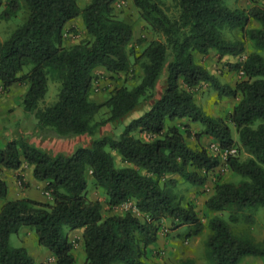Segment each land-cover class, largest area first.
Here are the masks:
<instances>
[{"label": "trees", "instance_id": "16d2710c", "mask_svg": "<svg viewBox=\"0 0 264 264\" xmlns=\"http://www.w3.org/2000/svg\"><path fill=\"white\" fill-rule=\"evenodd\" d=\"M25 1L29 7L26 22L0 41V86L27 84L24 108L35 113L39 133L57 137L88 133L94 142L90 148L77 145L70 155L52 154L24 136L0 147V169H19L24 161L33 165V176L46 182L53 197L52 202L8 198V182L0 176V264H39L25 246L10 243L11 235L24 226L34 229L38 243L55 255V264H74V242L64 225L70 230L83 228L86 259L82 264H158L144 257L165 217L193 226L191 235L209 228L206 247L211 264H238L246 255L264 258V244L235 234L222 217L213 216L205 224L192 204L184 205L166 187L178 181L167 179L173 174L202 185L207 173L220 164L219 157L204 145L187 142L185 132L190 135V125L176 123L187 119L202 124L195 133L197 139L208 135L221 148L237 147L248 154L244 159L228 157L230 168L244 179L217 183L207 207L230 211V218L237 221L246 209L264 206V54L253 50L230 64L231 69L243 72L234 85L222 83L195 55L214 49L221 56H238L246 51L247 39L264 48V4L252 0L249 7L232 8L226 0H176L178 13L172 16L158 0H132L148 26L164 37L152 38L139 53L129 48L134 26L115 12L117 0H90L84 7L79 0ZM3 4L5 0H0V7ZM6 5L11 17L20 9V0H7ZM80 15L88 37L66 45V26ZM254 21L259 25L251 26ZM225 26L240 28L241 38H225ZM132 56L133 64L142 68L140 81L113 87L102 102L93 100L95 68L128 72ZM165 69L162 97L118 135L99 136L101 126L123 119L155 96ZM49 73L60 81L58 98L40 107ZM203 82L211 83L221 96L238 97L226 118L211 115L197 103L196 88ZM103 108L106 114L97 119ZM114 151L122 164L116 163ZM88 173L105 191L109 210L132 201L143 218L132 209L105 215L102 202L88 195ZM179 264L196 262L183 258Z\"/></svg>", "mask_w": 264, "mask_h": 264}, {"label": "rangeland", "instance_id": "374dc122", "mask_svg": "<svg viewBox=\"0 0 264 264\" xmlns=\"http://www.w3.org/2000/svg\"><path fill=\"white\" fill-rule=\"evenodd\" d=\"M158 1L168 14L174 16L178 13L176 0ZM249 1L251 2L252 0ZM258 1L260 2V0ZM6 2L7 0H5V4L0 7V41L8 39L17 27L26 22L29 15V7L26 1L20 0V9L18 12L13 16L8 17L6 14ZM89 2L90 0H79L80 5L83 7ZM226 3L232 8L244 7V5H242L244 0H226ZM249 6H251V4ZM114 8L115 12L120 18L132 23L134 26V38L130 43L129 48L133 47L137 52L140 53L143 47L146 46V44L152 38H164L162 34L154 32L148 26L145 20L140 16L138 9L134 6L132 0H117L114 3ZM251 26H255V23L253 22ZM223 36L229 39H238L241 38L242 33L240 28H230L229 26H225L223 29ZM64 37L66 45L78 43L82 39L88 37V33L81 15L73 19V22L66 26ZM253 50H257L264 54V48L255 46L252 41L247 39L246 51L243 54L238 55V57H236L233 61H230V58H226L225 60L221 61L222 58L218 57V52L214 49H212L208 54H200L196 52L195 55L197 61L204 64L213 74L218 77L222 83L234 85L237 80L243 77V74L237 70L231 69L230 64L243 60V58H245L244 55L247 56V54ZM133 63L134 57L132 56L129 71L114 73L111 74V77L108 74L96 72L94 75L96 77L95 80L99 82L101 79L103 80V83H98L97 87L99 90H105L107 88L109 89L110 86L105 83L107 78L112 79L115 85L126 83L132 86L138 83L142 76V68L140 67L139 63ZM25 84L26 83L24 82H17L9 88L0 86V126H15V116L19 115L21 107L24 108L23 98L27 90ZM59 88L60 81L56 79L53 73H49L48 90L44 98L40 100L39 106L45 107L55 102L58 98ZM21 94L23 95V98ZM195 99L197 103L211 115L226 118L238 100V97L221 96L219 95L218 91L213 88L211 83L203 82L196 88ZM150 101V99L145 101L143 105L149 104ZM15 111L16 114H13ZM24 112L29 113L25 111V108ZM106 112L107 109L103 108L102 112L97 116V119L104 116ZM30 114H33L32 121L37 123L38 118L36 117L35 113ZM184 122L188 123L191 128L190 135L185 132L187 142L192 146H195L197 143L204 145L211 154L217 155L219 157L220 164L207 173L206 180L202 185H193L187 181H184L183 178H181L178 174H173L168 175L167 179L172 177L178 179V181L174 183H166V187L175 193L176 197L184 205L189 203L192 204L201 221L205 224H207L209 218L213 216L222 217L228 222L235 234L239 236L249 235L257 242L264 244V206L246 209L243 211L241 219L237 221H233L230 218V211H213L207 207L206 200L214 193L217 183L222 181L237 183L243 180L244 177L234 172L230 168L227 158L223 157L220 151L214 147V144L218 143L217 140L208 135H202L198 139L196 138L195 133L202 129V124L189 122L187 119L176 121V123ZM125 125L126 123H120L118 126L115 125L113 126V129H109V132L105 135H118V132L121 133L123 131ZM3 134L4 132L0 131L1 140L4 138ZM233 135L235 138H238L234 127ZM48 136L54 135L48 134ZM11 138L12 137H10V139ZM236 155H238L241 159H244L248 156L246 152L239 151L238 148ZM115 156L116 163L118 165L122 164L120 156ZM18 175L22 176V180H19ZM5 176L6 179L9 180L8 186L10 184L9 188H11V194L8 196V198L31 197L37 200L42 199L41 201H45L43 199H47L46 197L48 193L46 192L48 190L46 189L45 181H43L45 182L43 186H33L26 175L22 174L21 172L16 174L15 177L12 175ZM89 176L90 173H88V195L91 199H99L102 202L103 213L105 215L113 212L123 213L129 209H132V211L136 213L141 219L143 218V215L136 207H134L132 201L122 204L115 210H109L108 205L106 204L105 191L101 187L96 186ZM192 227L193 226L188 224H182L179 220L173 218H163L160 222L157 240L154 243L148 245L144 260L149 263L179 264L180 259L192 258L196 264H211L209 258L207 257L206 247V240L210 231L209 228L205 227L200 234L191 235L189 233L192 230ZM25 228H28L26 233L24 232ZM63 228L65 231H68L69 238L74 242L73 253L76 259L74 264H82L86 259L82 235L78 234L77 236H71L70 232L72 230H70L67 225H64ZM81 231L82 230H79V232ZM31 232L32 234L30 235ZM10 243L13 246H25L39 264H55V255L47 247L38 243L36 232L29 226L21 227L18 232L13 233L10 237ZM113 264L124 263L114 262ZM238 264H264V258L246 255Z\"/></svg>", "mask_w": 264, "mask_h": 264}, {"label": "crops", "instance_id": "0c3cea01", "mask_svg": "<svg viewBox=\"0 0 264 264\" xmlns=\"http://www.w3.org/2000/svg\"><path fill=\"white\" fill-rule=\"evenodd\" d=\"M260 3L264 4V0H260ZM250 4H252V1L250 2L249 0H244V3L242 5H244V7H248ZM73 22L70 21L67 26ZM255 26H258L259 23L257 21H254ZM246 57V55H244ZM219 58H222V60H225L226 58H230V61H233L236 57L238 56H234L231 54H226L224 56H221L220 54H218ZM244 59V58H243ZM96 72H101V73H105L108 74L111 77V74H114L112 72H109L105 67L103 66H98L97 68H95V70L93 71V74L95 75ZM241 72V71H239ZM167 69L164 70L162 76L159 78L158 82H157V86H156V92H155V96L150 99L151 101L149 102V104L143 105L137 109H135L134 111H132L129 115H127L126 117H124L123 119L120 120H116V121H112L107 123V125H103L99 128V136H104L106 133L109 132V129H113V126L115 125H120V123H129L132 119L142 115L144 112H146L147 110L150 109V107L154 104V102L158 99H160L164 93V90L166 88V82H167ZM96 77H94L93 79V88L91 90L90 93V97L98 102H102L104 101L110 94V90L112 87L117 86L115 85L114 81L112 79H108L105 82L106 84H108L110 87L109 89H105V90H99L98 83L100 84L103 83V80L101 79L100 82L95 80ZM27 84H25V87L27 89ZM22 98L23 95L21 94ZM14 107V106H13ZM11 108V106H10ZM20 113L19 115L15 116L16 121L14 124L15 126L11 127L12 125H7V126H0V131H3L4 134V138L1 140L0 139V147H3L5 145V143L8 141V138L10 139V137H19V136H26L27 140L32 143L35 144L45 150H47L48 152L52 153V154H56V153H63L65 155H70L74 152L75 147L77 145H82L84 147H92L93 146V142H94V138L92 135L88 134V133H84V134H79V135H74L71 137H64V138H59V137H55V136H48L46 134H42L38 132V128L36 127V123H34L32 121L33 118V114L30 113H26L24 112V108L21 107L20 108ZM16 114V111L13 113ZM17 125V126H16ZM120 128V126H119ZM117 130V129H116ZM115 131V129H114ZM118 132V131H117ZM119 133V132H118ZM115 155H118V153L116 151H114ZM119 156V155H118ZM27 171V173H26ZM19 172H21L22 174H25L26 177L28 178V180H30V182L32 183L33 186H43L45 184V182L37 180L34 176H33V165H29L27 164L25 161L23 162L22 166L19 169H11V168H6L3 167L1 169L0 172V176L6 179L5 175H12L13 177H15L16 174H18ZM90 179H92V176H89ZM7 182L9 183V180L6 179ZM10 186V184H9ZM11 188H9V192H8V196L11 194ZM47 194V199H43L45 201L51 202L53 201V197L51 195L50 192H46ZM14 198V197H13ZM42 200V199H40ZM3 204V200H0V207ZM28 230V228L24 229V232L26 233V231ZM79 230H82L81 232H79ZM71 236H77L78 234L83 233V228H77L72 230L71 232ZM32 234V232L30 233V235Z\"/></svg>", "mask_w": 264, "mask_h": 264}, {"label": "built area", "instance_id": "2783aa9c", "mask_svg": "<svg viewBox=\"0 0 264 264\" xmlns=\"http://www.w3.org/2000/svg\"><path fill=\"white\" fill-rule=\"evenodd\" d=\"M241 73L243 74V72L241 71ZM214 147L216 149H218L221 153V155H223V157H226L228 159V157L230 155H236V152H237V148L236 147H233V148H230V149H224V148H221L220 147V144L217 143V144H214Z\"/></svg>", "mask_w": 264, "mask_h": 264}]
</instances>
